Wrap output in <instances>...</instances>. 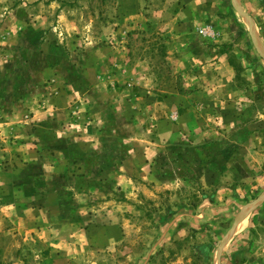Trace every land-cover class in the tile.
<instances>
[{"label":"rangeland","instance_id":"1","mask_svg":"<svg viewBox=\"0 0 264 264\" xmlns=\"http://www.w3.org/2000/svg\"><path fill=\"white\" fill-rule=\"evenodd\" d=\"M244 1L0 0V264H47L39 211L63 204L121 235L76 264L213 263L264 189V57L233 6L264 52V0ZM262 213L225 264H264Z\"/></svg>","mask_w":264,"mask_h":264},{"label":"crops","instance_id":"2","mask_svg":"<svg viewBox=\"0 0 264 264\" xmlns=\"http://www.w3.org/2000/svg\"><path fill=\"white\" fill-rule=\"evenodd\" d=\"M238 2V5H241L242 0H232ZM246 2L248 0H245ZM244 1V2H245ZM245 2V3H246ZM234 6V5H233ZM246 5H244V11H246ZM241 8V7H240ZM242 9V8H241ZM68 199L72 200V196L70 195H63V196H57L56 200L60 203H67ZM48 200V198H47ZM46 200V202H47ZM234 206L237 207V211L234 213L230 211H226L227 215L231 217V220H228V223L225 227L229 228L226 231L225 239L223 240L221 251L214 255V260L212 264H225L228 263V261L232 258V252L228 253L226 262L223 261V251L229 247L232 246V249L235 246H239L247 236L248 228L250 221L254 217H259L262 215L264 211V189L259 192V195L248 202L238 203L233 201ZM61 208L58 212H53L51 209V206H47L43 208V210L39 211V214H41L43 218V232L44 235L47 236V257H45V261L47 264H76L77 257L70 254H65L63 251H72L73 249L76 250L78 247L84 245L83 243H86L89 247L90 245H95L97 241H99V238L101 239L100 248H94L97 251L105 252L107 249L108 251L115 250V246L117 245V242L121 241V235H117L116 233V223H112L110 226L108 225L106 227V230H104V235L99 236L98 238L93 235V232L95 233V228L93 226L83 225L80 222V219L78 216H72L69 215L72 210H69L66 208V204L60 205ZM234 208V207H233ZM232 209V206L231 208ZM31 210L23 211V214L25 213L27 216L30 214ZM20 211L17 212V214L14 217V220L16 223H19L18 221L22 220L20 216ZM225 213V214H226ZM24 214V215H25ZM38 214V212L35 214V216ZM25 215V216H26ZM74 217V218H73ZM34 218L31 217V219L28 221L29 225L26 227L30 230V224H34L35 222H32ZM32 222V223H31ZM18 231L21 229L20 223L18 224ZM20 228V229H19ZM32 228V227H31ZM37 227L33 228L31 231L36 229ZM57 235H65L62 238H57ZM46 241V239H45ZM231 249V251H232ZM59 251L60 254H54V251ZM103 262V261H101ZM100 261L97 262V264H103ZM224 262V263H223Z\"/></svg>","mask_w":264,"mask_h":264},{"label":"water","instance_id":"3","mask_svg":"<svg viewBox=\"0 0 264 264\" xmlns=\"http://www.w3.org/2000/svg\"><path fill=\"white\" fill-rule=\"evenodd\" d=\"M234 8L236 9V11L241 15V17L243 18V19H245V21L247 22V24H248V26H249V31H250V34H251V38H252V42H253V45H254V47L256 48V51L261 55V56H263L264 57V52H263V49H262V47L260 46V44H259V41H258V39L256 38V36H255V31H254V29H253V26H252V24H251V21H250V19H249V16L241 9V8H239L237 5H235L234 4ZM222 248V247H221ZM221 250H219L218 252H217V254L220 252Z\"/></svg>","mask_w":264,"mask_h":264},{"label":"trees","instance_id":"4","mask_svg":"<svg viewBox=\"0 0 264 264\" xmlns=\"http://www.w3.org/2000/svg\"><path fill=\"white\" fill-rule=\"evenodd\" d=\"M222 52V51H221ZM224 53V52H223Z\"/></svg>","mask_w":264,"mask_h":264}]
</instances>
